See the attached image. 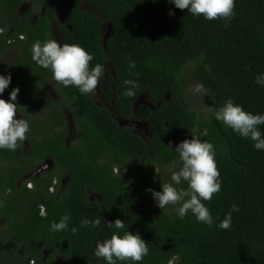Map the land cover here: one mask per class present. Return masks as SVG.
Wrapping results in <instances>:
<instances>
[{
    "label": "trees",
    "instance_id": "obj_1",
    "mask_svg": "<svg viewBox=\"0 0 264 264\" xmlns=\"http://www.w3.org/2000/svg\"><path fill=\"white\" fill-rule=\"evenodd\" d=\"M23 2L33 6L21 17L17 9ZM234 4L233 16L225 21L194 16L171 0H0V57L7 50L15 55L11 63L0 61V75H11L0 99L8 101L18 88L16 114L34 124L26 134V156L22 142L15 151L0 149V191H12L0 196V216L7 222L0 237V264H106L95 255L96 243L125 231L148 243L149 253L140 262L117 264H264V150L205 109L231 99L246 112L264 115V85L255 82L264 75V0ZM35 5L41 8L31 22ZM57 7L63 19L60 44L83 47L93 56L90 67L109 64L99 85L112 114L91 94L56 82L49 69L32 60L34 42L54 39L51 21ZM129 60L135 62L134 69L129 70ZM187 65L207 92L200 100L201 115L183 102ZM126 79L139 84L133 97L122 95ZM49 83L57 89V99L46 96L43 84ZM113 115L134 119L144 133L118 126ZM70 123L75 138L65 145ZM194 128L197 135L207 129L199 138L214 146L220 173V191L201 201L213 218L211 226L190 211L180 218L179 204L151 206L154 199L146 191H160L161 185L171 183V173L181 166L174 149L192 138ZM258 129L264 136V125ZM46 155L64 170L59 178L66 172L65 187L49 193L50 178L43 189L23 186L28 205L12 202L21 172L9 171L16 168L10 162L31 157L41 161ZM176 187L186 189L187 183ZM89 191L98 199L90 198ZM40 205L44 215L38 213ZM233 205L238 211L232 212L231 227L220 229ZM15 210L24 212L15 219ZM65 214L70 216L68 230L51 231V222ZM85 218L120 219L125 228L103 222L81 228ZM72 227L78 229L76 235Z\"/></svg>",
    "mask_w": 264,
    "mask_h": 264
},
{
    "label": "clouds",
    "instance_id": "obj_2",
    "mask_svg": "<svg viewBox=\"0 0 264 264\" xmlns=\"http://www.w3.org/2000/svg\"><path fill=\"white\" fill-rule=\"evenodd\" d=\"M176 8L187 9L194 16H203L207 20L223 19L228 21L233 16L234 0H171ZM173 13L169 12V15ZM1 30V29H0ZM2 31V30H1ZM32 60L40 67L49 69L53 79L65 87L74 86L81 94L88 95L95 92L103 76L105 67L97 63L90 67L93 56L78 44L65 43L61 45L55 39H47L43 43L36 41L31 48ZM134 61H128L129 70L134 69ZM11 82V75H0V94H3ZM255 82L264 85V75L257 76ZM126 90L122 93L125 97L135 96L134 89L139 87L135 80L126 79ZM191 91L207 95L200 83L195 84ZM19 89L13 88L9 93V100L0 99V149L15 151L19 142L27 139L29 124L26 120L16 118L17 99ZM217 121L230 127L241 137L254 142L257 150H264V136L258 129L264 125V115H256L243 110V108L231 99L223 106L212 108L205 106ZM207 129L197 135L193 129L191 139H185L176 145L175 151L179 154L181 166L171 173V183L161 185L160 191L146 189L150 192L157 206L164 209L168 205H177V212L183 218L189 211L199 222L211 226L214 221L208 208L201 202L211 200L212 196L220 191L219 170L216 166L214 146L210 142L201 141L199 136H206ZM171 143V142H170ZM182 182L187 183V188H177ZM238 211L235 205L219 223L220 229L228 230L231 227L232 212ZM70 216L63 215L59 222L53 221L50 230L59 232L68 230ZM102 222L109 228L124 229L125 224L120 219L114 222L102 221L101 218L89 220L82 219L80 227H100ZM76 235L78 229H70ZM148 243L138 234L125 231L123 235L113 233L110 238L97 242L95 255L103 258L106 264H117V261L140 262L148 255Z\"/></svg>",
    "mask_w": 264,
    "mask_h": 264
},
{
    "label": "flooded vegetation",
    "instance_id": "obj_3",
    "mask_svg": "<svg viewBox=\"0 0 264 264\" xmlns=\"http://www.w3.org/2000/svg\"><path fill=\"white\" fill-rule=\"evenodd\" d=\"M33 5L30 4L29 2H23L19 8L17 9V12L19 13V16L22 17L23 14H25V12L27 10H29ZM37 12H35L31 18L29 19L31 22H35L36 18H37ZM55 16L56 19L51 21V29H52V33L54 36V39L60 43L59 40V35H60V31H59V25L63 24V19H62V14H61V10L60 7H57L55 9ZM0 29L3 31V29L0 27ZM57 32V33H56ZM23 35L19 36V38H22ZM9 52V50H7ZM13 52V50H11ZM15 58V56L13 58H11V60L13 61V59ZM10 61V63L12 62ZM44 88L46 89V96L53 98V99H57L58 98V93L56 92L57 89L54 88L53 83H49V84H43ZM49 86V87H48ZM98 87L101 88L100 85H98ZM52 88L54 90V93L52 92ZM53 94V95H52ZM69 117V116H68ZM16 118L19 119L21 118L18 114H16ZM140 124V123H139ZM33 123H29V130L33 127ZM70 129L69 132L66 136V138H64L62 141L65 145H68L71 141L74 140L75 138V131L72 128V125L70 123ZM39 133V132H38ZM35 137V136H34ZM30 150V144L29 142H27L26 140L22 142L21 145V151H22V156H26L27 153ZM14 157V154H13ZM32 157L30 158V160L27 161L26 158H24V161H20L16 160V162L11 161L10 163L13 164L14 168H11L9 171H13L15 174L17 173V171L21 172L19 176H17L15 178V191L14 194L11 195V200L12 202H15L16 200H18L19 202H21L22 204L25 203L26 205H28V198L29 196L27 194H25L23 192L24 187L27 190L33 191L35 189H43L45 187V185L49 182L50 178H51V183L48 186V192L49 193H54L55 190L58 188L59 190L63 189L66 185L67 182V174L66 172L63 173L62 175H60L59 178V171H64L63 169H61L59 166L55 165V162L52 160V158L48 155L44 156L42 158L41 161L39 160H32ZM32 164V166L30 167V165ZM26 167L28 169H26ZM16 170V171H14ZM65 171H69V170H65ZM113 171H121L118 168H114ZM125 171V170H122ZM24 186V187H23ZM12 191L11 190H5L4 193H1L0 191V196H8V194H11ZM88 195L90 198L92 199H98L99 195L96 192H92L89 191ZM17 204L14 203V207L16 208ZM24 210H20L14 211V218L16 219V216L18 213H23ZM39 215H44L45 214V209L44 206L40 205L39 206V211H38ZM6 220L3 216H0V237L2 235V233L4 232V225L6 224ZM23 245L25 246V243H23ZM47 255V253H46ZM32 262H30L29 264H31Z\"/></svg>",
    "mask_w": 264,
    "mask_h": 264
},
{
    "label": "rangeland",
    "instance_id": "obj_4",
    "mask_svg": "<svg viewBox=\"0 0 264 264\" xmlns=\"http://www.w3.org/2000/svg\"><path fill=\"white\" fill-rule=\"evenodd\" d=\"M35 9L37 11L40 10L41 6L40 5H35ZM84 10H90L87 7H83ZM63 23V22H62ZM105 25V24H104ZM107 24L105 25V29H106ZM2 31L0 30V33ZM57 33V32H56ZM14 52H12L11 50H9V52L7 51L2 57H0V61L3 62H10L12 61L11 58H13ZM105 70H109L110 66L107 62H105L104 64ZM182 82L184 84V93H183V102L190 107L191 109H194L195 111L198 112V115L203 114V109H204V104L203 102H201L200 100L202 99V93H194L193 91H191L192 87L197 84L196 80L193 78L192 73H191V67L189 65H187L184 69V71L182 72ZM49 87V86H48ZM52 92L54 93V90L52 88ZM55 94V93H54ZM53 95V94H52ZM92 99L99 104L100 106L105 107L106 109L109 110V112L112 114L113 110H112V104L110 101L106 100L104 98L103 92L101 90L100 87H97V89L95 90L94 93L91 94ZM114 119L116 120V123L118 126L120 127H126L129 128L130 130L138 133V134H143L144 133V129L142 128V126L139 124V122L135 121L134 119H120L117 116L113 115ZM71 128V127H69ZM151 206H155L156 208L157 206V202L154 200V203H152ZM172 205H168L166 206L167 208L171 207Z\"/></svg>",
    "mask_w": 264,
    "mask_h": 264
}]
</instances>
